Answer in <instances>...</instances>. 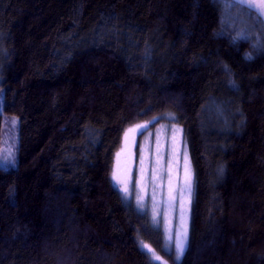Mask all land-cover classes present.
<instances>
[{
	"label": "trees",
	"instance_id": "trees-1",
	"mask_svg": "<svg viewBox=\"0 0 264 264\" xmlns=\"http://www.w3.org/2000/svg\"><path fill=\"white\" fill-rule=\"evenodd\" d=\"M230 3L0 0V153L19 121L0 264H163L142 242L170 264H264V22ZM166 115L194 170L180 262L113 179L126 131Z\"/></svg>",
	"mask_w": 264,
	"mask_h": 264
},
{
	"label": "rangeland",
	"instance_id": "rangeland-1",
	"mask_svg": "<svg viewBox=\"0 0 264 264\" xmlns=\"http://www.w3.org/2000/svg\"><path fill=\"white\" fill-rule=\"evenodd\" d=\"M237 11L230 14V23L241 28L240 34L242 36L252 34L251 29L248 28L251 24H245L242 17L244 16L243 13L240 9ZM253 29L255 28L253 27ZM254 34L256 35L257 32L254 31ZM13 120L16 121L15 125L12 123ZM18 124L19 121L16 116L5 118L0 157L12 152L16 159ZM141 149H143V153H141ZM122 150L117 173H121L120 180L128 184L129 193L127 195L124 193L126 200L132 202L140 212L148 216L152 227L162 232L164 250L172 254L176 262H180L183 256L179 260L176 259L175 246L167 239L165 224L167 223V228L174 233L176 228L181 225L183 212V223L187 227L189 239L194 170L182 127L174 122L172 115H166L163 120H152L147 124V127L136 126L128 129L125 133L124 145L122 143ZM185 152L187 154V166L191 173L192 190L190 197L184 191ZM141 155H143V163H141ZM1 165L4 168L11 167H6L2 163ZM153 169L156 170L155 175ZM170 193L175 197V200L171 201V207L169 206ZM138 197L144 204L143 209L137 205ZM153 207L158 212L156 222L153 221ZM153 250L161 258L160 263L170 264L155 249Z\"/></svg>",
	"mask_w": 264,
	"mask_h": 264
},
{
	"label": "snow or ice",
	"instance_id": "snow-or-ice-1",
	"mask_svg": "<svg viewBox=\"0 0 264 264\" xmlns=\"http://www.w3.org/2000/svg\"><path fill=\"white\" fill-rule=\"evenodd\" d=\"M238 7L241 9H248L249 16H252L255 14L257 19L264 17V0H231V3L229 4V7ZM248 59H251V56L246 57ZM13 125H15L16 121H12ZM137 127H147V124L144 125H137ZM141 153H143V149H141ZM119 156V154H118ZM185 181H184V191L187 192L188 196L191 195L192 190V183H191V173L190 169L187 166V154L185 152ZM0 163H2L4 166H15V155L12 152H9L7 155L0 157ZM141 163H143V155H141ZM155 169H153V174L155 175ZM113 179L117 181L118 184H123L121 187V191L124 192L126 195L129 193V187L128 184L124 181H121L117 178L116 172L114 170L113 172ZM137 184H139V181H137ZM175 197L169 195V206L171 207V201H174ZM137 205L141 209L144 208V204L141 202L139 197L137 198ZM158 215V212L155 207H153V221L156 222V217ZM166 220V218H165ZM184 221V214L182 212L181 214V225L178 226L173 233L171 230L167 228V223L165 224L166 228V236L170 243H174L175 251H176V259L179 260L185 253V251L188 248V231L187 227L183 223ZM142 246L152 255V258L155 260H160L161 258L156 255L153 249L147 244H144L142 242Z\"/></svg>",
	"mask_w": 264,
	"mask_h": 264
},
{
	"label": "water",
	"instance_id": "water-1",
	"mask_svg": "<svg viewBox=\"0 0 264 264\" xmlns=\"http://www.w3.org/2000/svg\"><path fill=\"white\" fill-rule=\"evenodd\" d=\"M261 20L264 22V17H262Z\"/></svg>",
	"mask_w": 264,
	"mask_h": 264
}]
</instances>
